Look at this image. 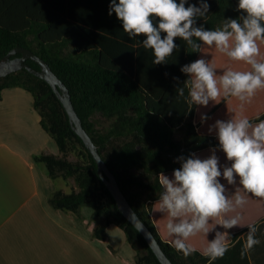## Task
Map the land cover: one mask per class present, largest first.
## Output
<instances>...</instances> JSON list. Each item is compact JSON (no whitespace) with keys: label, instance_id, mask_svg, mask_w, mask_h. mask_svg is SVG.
I'll list each match as a JSON object with an SVG mask.
<instances>
[{"label":"trees","instance_id":"1","mask_svg":"<svg viewBox=\"0 0 264 264\" xmlns=\"http://www.w3.org/2000/svg\"><path fill=\"white\" fill-rule=\"evenodd\" d=\"M238 3L239 0H217L216 12L197 26L215 30L222 28L220 22L226 16L239 19L246 13L238 10ZM76 13L79 12L72 8L70 0H0V63L16 47L29 48L46 60L68 86L84 127L169 258L174 264H208L210 259L201 251L196 249L185 258L175 250L173 240L163 236L167 216L157 210L156 203L163 192L158 177L161 173L173 176L174 170L181 167L178 157H197L208 149L219 150L217 136L209 128L216 120L230 119L240 110V101L232 97L205 107L189 103L187 88L183 97L177 90L189 79L181 72L184 65L203 58L214 64L219 75V64L227 56L203 44L199 52H194L184 41L166 63L156 65L153 57L146 59L143 51L130 48L126 36L108 34L99 19L85 16L80 20ZM259 46L260 59L264 60V42ZM233 62L241 66L240 70L250 69L244 62ZM27 63L40 70L35 61ZM14 87L33 95L41 126L60 149V155H37L36 162L46 167L51 178L73 179L75 183L69 193L55 191L51 206L72 213L89 206L98 221L95 237L106 239L108 227L117 225L135 249L137 264H162L118 207L99 175L96 160L73 129L51 85L21 69L0 79V98L5 89ZM243 114L253 123L264 119V89L245 105Z\"/></svg>","mask_w":264,"mask_h":264},{"label":"clouds","instance_id":"2","mask_svg":"<svg viewBox=\"0 0 264 264\" xmlns=\"http://www.w3.org/2000/svg\"><path fill=\"white\" fill-rule=\"evenodd\" d=\"M199 3L197 7L188 0H111L109 15L116 14L130 38L145 37L142 44L152 50L156 65L166 63L178 47L175 39L180 38L194 52H199L202 44L214 46L230 60L250 66V70L228 68L218 75L214 64L201 58L181 68L189 79L177 91L183 97L187 88L190 104L207 107L210 102L219 104L232 97L240 101V110L230 119L216 120L209 128L215 132L219 150L229 164L221 166L217 149L213 148L206 159L195 154L178 157L181 167L174 170L173 176L161 173L158 177L163 192L157 210L167 216V233L175 237L173 247L187 258L196 251L187 243L189 238L214 232L202 252L211 264L229 250V230L242 226L241 215H228L247 204L241 190L264 199V119L253 123L243 114L245 105L264 89V60L260 59L259 46L264 42V0H239L238 10L246 15L227 19L222 28L215 30L197 26V18L205 17L210 10L207 0ZM236 185L229 194V186ZM214 221L215 227L210 228ZM247 227L242 257L260 244L256 238L258 228L251 224Z\"/></svg>","mask_w":264,"mask_h":264},{"label":"crops","instance_id":"3","mask_svg":"<svg viewBox=\"0 0 264 264\" xmlns=\"http://www.w3.org/2000/svg\"><path fill=\"white\" fill-rule=\"evenodd\" d=\"M70 1L72 8L79 12L76 15L80 20L85 16L99 19L98 23L103 24L110 32L108 34L126 36L135 52L143 51L142 56L146 59L154 58L152 50L145 49L142 44L143 35L130 38L116 14L109 15L111 0ZM188 2L200 6L199 0ZM207 2L210 10L205 17L197 18V25L204 24L216 12L217 0ZM229 18L224 17V21ZM102 34L110 36L105 31ZM174 42L178 46L175 53L184 41L176 38ZM223 58L219 74L228 68L241 69L239 64ZM205 151L211 152V149ZM221 152L217 149L216 154ZM43 153L61 154L56 141L41 126L33 95L21 87L5 89L0 98V264H137L135 249L117 225L108 227L106 239L95 237L98 221L94 219L92 208L87 206L90 209L84 207L80 212L72 213L51 206L50 198L55 191L69 193L75 185L71 183L72 179L51 178L46 167L35 160ZM242 194L246 195L247 204L228 214L241 215L242 226L229 230V250L211 264H264V199ZM250 224L258 228L256 238L260 244L242 257ZM215 225L214 221L209 227ZM162 233L169 240L175 239L168 235L166 228ZM213 237L214 232L209 235L199 233L187 243L203 252Z\"/></svg>","mask_w":264,"mask_h":264},{"label":"water","instance_id":"4","mask_svg":"<svg viewBox=\"0 0 264 264\" xmlns=\"http://www.w3.org/2000/svg\"><path fill=\"white\" fill-rule=\"evenodd\" d=\"M16 54L21 55L13 58ZM28 60H33L38 63L40 65V70L29 65L27 63ZM21 69L29 70L32 74L44 79L51 85L67 111L73 129L82 138L85 146L96 160L99 175L112 192L122 213L141 232L162 264H174L158 241L154 232L128 200L116 175L111 171L104 160L99 146L94 142L92 136L84 127L83 120L75 108L70 90L65 82L54 72L46 60L31 49L25 47H16L3 58L0 63V79Z\"/></svg>","mask_w":264,"mask_h":264},{"label":"rangeland","instance_id":"5","mask_svg":"<svg viewBox=\"0 0 264 264\" xmlns=\"http://www.w3.org/2000/svg\"><path fill=\"white\" fill-rule=\"evenodd\" d=\"M178 137H180V135H179ZM210 155H211V152H209V151H203V152H201V153H198V154H197V157L200 158V159H206V158H208ZM217 156H218L219 159H220L221 166H223V165H225V164H229V162H228L227 159H226V155H225L223 152L218 153ZM74 158H75V157L72 156V159H74ZM168 176H169L170 178L172 177L171 175H168ZM237 179H238V178H237ZM222 182L226 184V181H222ZM71 183H72L73 185H75L73 179H72V182H71ZM236 187H238V185H236V186H229V193H232ZM241 191H242V193H243V190H241ZM245 194H246V193H245ZM84 207L90 209V208L87 207V206H84ZM84 207H83V208H84Z\"/></svg>","mask_w":264,"mask_h":264}]
</instances>
